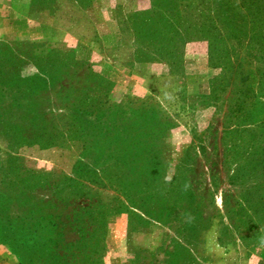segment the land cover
Here are the masks:
<instances>
[{"label":"rangeland","instance_id":"1","mask_svg":"<svg viewBox=\"0 0 264 264\" xmlns=\"http://www.w3.org/2000/svg\"><path fill=\"white\" fill-rule=\"evenodd\" d=\"M233 1L0 0V264H264V0Z\"/></svg>","mask_w":264,"mask_h":264},{"label":"trees","instance_id":"2","mask_svg":"<svg viewBox=\"0 0 264 264\" xmlns=\"http://www.w3.org/2000/svg\"><path fill=\"white\" fill-rule=\"evenodd\" d=\"M250 1V0H249ZM227 5H228V8L232 11L233 14H235V16L237 15V9L236 7L234 6L235 3L233 0H227ZM257 57V56H256ZM255 62H259V57L255 58ZM262 62V61H260ZM239 63V62H238ZM238 63H236L235 67H237L238 71H236V75L238 76V82L239 83H242V87L244 86L245 87V84L244 83H248L249 81L250 82H253V81H256V79L261 76V73L258 72V70L255 68V70H252L249 69L250 65H249V62L247 63V66L244 69H239L238 68ZM240 64V63H239ZM244 71V72H243ZM257 74L259 76H257ZM248 81V82H247Z\"/></svg>","mask_w":264,"mask_h":264}]
</instances>
